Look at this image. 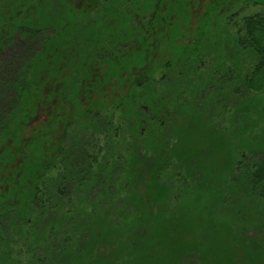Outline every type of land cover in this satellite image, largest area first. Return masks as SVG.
<instances>
[{
    "label": "trees",
    "instance_id": "obj_1",
    "mask_svg": "<svg viewBox=\"0 0 264 264\" xmlns=\"http://www.w3.org/2000/svg\"><path fill=\"white\" fill-rule=\"evenodd\" d=\"M84 1L0 0L14 13L1 23L29 38L0 78V264H264L260 238L214 215H264V0L240 22L225 0ZM110 32L143 39L110 70L122 91L90 118L79 86L63 88L44 135L54 39ZM150 36L168 66L147 58ZM135 75L142 85L128 86ZM57 116L71 117L61 137Z\"/></svg>",
    "mask_w": 264,
    "mask_h": 264
},
{
    "label": "flooded vegetation",
    "instance_id": "obj_2",
    "mask_svg": "<svg viewBox=\"0 0 264 264\" xmlns=\"http://www.w3.org/2000/svg\"><path fill=\"white\" fill-rule=\"evenodd\" d=\"M85 3L89 6L88 0ZM7 16L13 18L14 13H0V39L3 43V45L0 46V53L4 47L15 39L14 34L16 33L20 39H29L28 37L25 38L22 36L21 30L14 33L12 29L13 23L9 22V24L7 21L1 23V19ZM107 19L110 20L111 23H114V20L110 17H107ZM137 26L141 27L140 20ZM139 30L140 29L135 30L133 34L136 32L139 34ZM72 36L73 37L69 39H54V42H57L59 45L54 47L59 54V59L54 62L55 69L53 71H47L44 63L45 58L42 59L44 61L41 65L39 78L42 84L41 90L43 92V97L38 102L36 118L40 124H45L43 128L44 135L47 133V127L50 126L53 121L51 120L52 115L54 112L58 113V109L55 110L53 108L56 107L54 104L60 103L59 94L62 93L63 88L72 91L73 88L79 86V106L85 109V111L81 110L80 112H85V116L88 115V117L92 118L94 113H100V107L103 103L107 102L108 97H110V92L119 94L123 89L115 70L112 75V80L108 79L111 72L110 70H112V67L118 68L120 66L119 61L123 56L129 55L135 49H140L143 40L138 38V36H118L113 35L111 32L108 36L102 37L101 39H77L76 33L75 35L72 34ZM42 41V50L45 51L44 36L42 37ZM145 41L149 44V47H147L149 49L147 58L151 57L154 63L157 57L160 56V53L156 51L155 45L153 46V43L157 42V39L150 36V39H145ZM109 60L112 61V64ZM158 62L160 65L165 64L168 66V62H162V59ZM161 67L160 73L162 74L163 71ZM140 69L141 67H138L137 72H140ZM7 78L8 76L5 77V79ZM141 79L142 78L136 79V75L132 78L129 77L127 85L132 87L136 84L137 87H140L142 85ZM77 103L76 101L70 100L64 101L65 107L71 108V112H79L78 107L75 108L78 106ZM140 106L145 112H150L147 104H141ZM60 113L61 112H59L58 115H60ZM70 118L71 117H65L64 120H62V117L54 118L55 121L59 122L52 132H56L57 136L61 137L64 131V123L68 122ZM141 120L146 125V119L141 117ZM70 124H72V121Z\"/></svg>",
    "mask_w": 264,
    "mask_h": 264
},
{
    "label": "rangeland",
    "instance_id": "obj_3",
    "mask_svg": "<svg viewBox=\"0 0 264 264\" xmlns=\"http://www.w3.org/2000/svg\"><path fill=\"white\" fill-rule=\"evenodd\" d=\"M226 4L223 7L224 9H227L228 5L233 6L231 14H234L235 21L240 22L241 17L244 15H248L251 13H254L258 10L261 9L260 4H255L252 0L250 2L242 1V0H225ZM224 2V1H223ZM227 2H229L227 4ZM224 4V3H223ZM87 6V5H86ZM243 7V9H242ZM200 8H196L198 11ZM229 13V12H227ZM90 15H94L93 10L90 13ZM236 15V16H235ZM213 18L216 19V16L212 14ZM91 17V16H90ZM93 17V16H92ZM91 17V19H92ZM223 21V20H222ZM232 28V27H231ZM187 29V28H186ZM234 29V27L232 28ZM14 41L12 40L9 45L3 48L2 52L0 53V78L1 77H6L12 75V62L11 61V55L17 54L18 56L21 57V59H27V54L28 53V40L26 39H20L18 34H14ZM42 35L39 36V38L36 39H42ZM182 39H189L188 35L186 37L183 36ZM35 49L38 48V45H34ZM138 58V57H137ZM131 64H136L139 63L137 59H132ZM137 61V62H136ZM138 73V72H136ZM160 74H158L159 76ZM111 93V92H110ZM148 163H150L149 159L146 160L144 165L146 166ZM150 166V165H149ZM148 166V167H149ZM147 167V166H146ZM198 177H202V174H199ZM251 205V203H249ZM216 212V211H215ZM215 217L220 219H225L228 218L230 219V224L234 228V230L239 233V232H244V234L248 237H254L256 239H261L262 242L264 243V215L261 212H254V213H248L247 216L243 215L241 216H236L233 215L232 212L230 213L229 210L226 207H219L217 212L214 213ZM22 260L23 257H20ZM24 260V259H23Z\"/></svg>",
    "mask_w": 264,
    "mask_h": 264
}]
</instances>
